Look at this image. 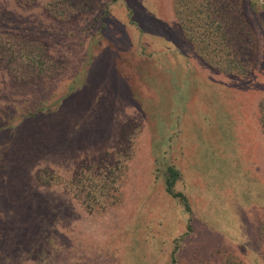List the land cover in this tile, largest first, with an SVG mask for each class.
<instances>
[{
  "label": "rangeland",
  "instance_id": "obj_1",
  "mask_svg": "<svg viewBox=\"0 0 264 264\" xmlns=\"http://www.w3.org/2000/svg\"><path fill=\"white\" fill-rule=\"evenodd\" d=\"M175 1L0 0V40L56 66L20 80L0 60V264H264V0H236L254 39L242 77L204 60ZM176 120L189 213L153 147Z\"/></svg>",
  "mask_w": 264,
  "mask_h": 264
},
{
  "label": "trees",
  "instance_id": "obj_2",
  "mask_svg": "<svg viewBox=\"0 0 264 264\" xmlns=\"http://www.w3.org/2000/svg\"><path fill=\"white\" fill-rule=\"evenodd\" d=\"M249 4L252 9L259 6L257 0H249ZM173 12L177 24L184 35L196 50L200 48L199 52L208 64L228 76L242 77L250 74V68L245 63V55L247 51H250L251 43L254 39L250 32L247 34L249 41H251L250 43L246 41V34H243L245 37L242 38V32L249 25L245 22L242 8L236 0H176L173 4ZM0 60L12 70L9 71L13 72L14 77L20 80L28 79L35 75L49 77L56 67L50 61L41 44L23 39L18 43L11 39H1ZM188 80L185 91H188L189 95L198 86L192 78H188ZM40 105L33 108L30 111V115L35 116L44 111V106ZM259 123L264 131L263 105H260ZM3 129V127H0V132ZM180 133L181 126L176 120L169 127L168 136L165 135V137L161 138L164 143L159 142L153 147L157 148L159 151H156L162 154V158H164L162 163L168 161L163 176L165 192L177 199L183 206L184 211L189 213L191 209L189 199L184 193L175 192L174 190L175 183L184 177V174L170 163L167 158V155H171V152L173 154L176 152L177 154L182 153L183 156L184 151L189 146H193L191 140L183 145V142L178 140ZM191 149L192 151L188 152L190 155L195 152L194 147H191ZM43 171V174L47 173V170ZM112 175V173L107 174L106 177L102 178L101 182L98 181L90 185L87 195L89 205L102 204L101 198L105 197L104 195L115 187L116 180ZM50 178L52 176L48 177V179ZM81 178H78L77 181L81 182ZM111 178L112 180H110ZM46 183L48 184V181ZM170 259V264H175V252H172Z\"/></svg>",
  "mask_w": 264,
  "mask_h": 264
}]
</instances>
